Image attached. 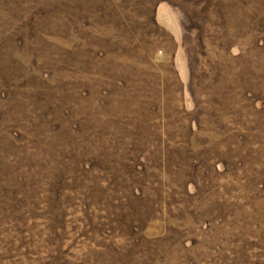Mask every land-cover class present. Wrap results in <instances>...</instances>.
<instances>
[{
    "label": "rangeland",
    "instance_id": "1",
    "mask_svg": "<svg viewBox=\"0 0 264 264\" xmlns=\"http://www.w3.org/2000/svg\"><path fill=\"white\" fill-rule=\"evenodd\" d=\"M0 264H264V0H0Z\"/></svg>",
    "mask_w": 264,
    "mask_h": 264
}]
</instances>
